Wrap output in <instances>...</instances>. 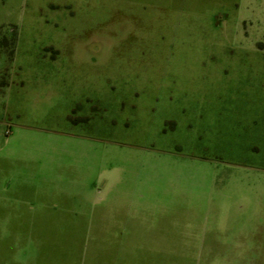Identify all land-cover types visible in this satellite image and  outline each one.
<instances>
[{"label": "rangeland", "instance_id": "374dc122", "mask_svg": "<svg viewBox=\"0 0 264 264\" xmlns=\"http://www.w3.org/2000/svg\"><path fill=\"white\" fill-rule=\"evenodd\" d=\"M205 5L0 0L2 130L176 144L264 166V0ZM253 241L256 261L207 262L203 245L177 244L176 264H264V222Z\"/></svg>", "mask_w": 264, "mask_h": 264}, {"label": "crops", "instance_id": "0c3cea01", "mask_svg": "<svg viewBox=\"0 0 264 264\" xmlns=\"http://www.w3.org/2000/svg\"><path fill=\"white\" fill-rule=\"evenodd\" d=\"M3 125L0 264H176L177 244L203 245L207 262L257 260L264 166Z\"/></svg>", "mask_w": 264, "mask_h": 264}, {"label": "trees", "instance_id": "16d2710c", "mask_svg": "<svg viewBox=\"0 0 264 264\" xmlns=\"http://www.w3.org/2000/svg\"><path fill=\"white\" fill-rule=\"evenodd\" d=\"M13 52V51H12Z\"/></svg>", "mask_w": 264, "mask_h": 264}]
</instances>
